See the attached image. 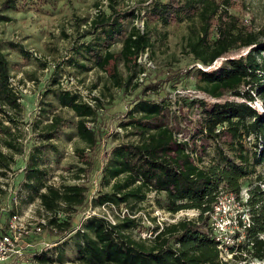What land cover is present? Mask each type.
I'll use <instances>...</instances> for the list:
<instances>
[{
    "label": "trees",
    "instance_id": "obj_1",
    "mask_svg": "<svg viewBox=\"0 0 264 264\" xmlns=\"http://www.w3.org/2000/svg\"><path fill=\"white\" fill-rule=\"evenodd\" d=\"M107 1L109 12L100 10L93 19L81 20L80 37L92 39L75 48L76 57L69 60L70 67L83 74L100 68L121 42L138 57L154 47L151 25L167 28L185 21L188 34L184 49L193 56L196 65L187 70L164 72L140 90V96H136L128 113L129 120L121 124L131 131L133 140L115 146L102 171V183L108 191L91 199L86 186H55L48 182L47 174L38 164L30 166L25 189L29 193V205L38 200L46 214L43 230L47 229L56 238L73 234L75 258L72 264H251L252 261L264 264V174L258 172L259 166L264 165V111L254 106L256 98L264 106V24L257 28L232 14L234 0H153L142 30L135 24L140 14L121 7L125 0ZM26 2L6 0L0 12V24L11 22L9 13L22 12ZM10 53L23 61L46 62L35 58L23 44L0 45V113L4 114L6 109H22L21 97L11 81L18 75L20 64L10 61ZM237 55L241 56L237 58ZM221 59H225L224 63L213 69ZM144 73L146 68L136 63L133 74L125 77L114 65L110 84L125 92L136 91L142 85L138 81L134 85V81L138 74ZM192 74L197 78L198 91L206 96L190 103L201 110L202 127L195 138L202 135L216 143L220 129L224 128L234 140L231 151L235 158L219 148L207 162L203 155L207 153L205 148H200L199 154L196 147L178 139L173 116L166 113L165 86L179 83ZM54 85L59 88L50 90L47 95L54 97L57 106L50 103L48 107H61L74 113L75 135L85 145L76 152L83 158L86 150L98 148V113L85 103L81 94L64 90L57 80ZM95 101L100 103L98 99ZM39 110L46 113L41 106ZM47 120L43 138L50 142L59 137L60 128L65 124L61 115H52ZM245 138L256 142L252 157L244 149ZM51 147L55 149L52 144ZM12 161L0 150L2 178H7L6 170L10 169ZM85 165L92 167V162ZM87 172L85 166L78 169L79 175ZM77 179H81L80 176ZM245 184L246 196L243 194ZM222 192L234 195L242 213L250 220L249 223L239 220L241 229L234 235L236 242L228 246L233 255L228 261L221 258L209 217ZM3 193L0 187V210ZM151 196L155 206L171 216L191 210L197 211L198 216L157 227L150 240L133 236V230L139 227L135 214L117 217L115 222L106 216L93 215L76 226L75 218L89 206H126L132 213L135 208L140 212L141 205ZM16 214L20 213L13 211L10 219ZM30 248L22 257H11L3 264H66L63 251L53 255Z\"/></svg>",
    "mask_w": 264,
    "mask_h": 264
},
{
    "label": "rangeland",
    "instance_id": "obj_2",
    "mask_svg": "<svg viewBox=\"0 0 264 264\" xmlns=\"http://www.w3.org/2000/svg\"><path fill=\"white\" fill-rule=\"evenodd\" d=\"M5 1L0 0V12L3 11ZM151 1L153 0L147 3H145L146 0H125L121 7L125 10H135L137 14H140L135 24L143 30L146 12ZM26 4V9L22 12L9 13L12 18L11 22L0 24V45L9 42L23 44L27 50L40 54L46 62L34 59L29 62L23 61L12 53L8 56L11 62L20 64L16 72L18 76L15 78L14 87L21 97L22 109L20 111L6 109V114L0 113V150L13 160L10 169L6 170L7 178L0 176V187L4 190L1 194L0 210V230L2 231L7 230L13 211L23 216L22 224L30 230L42 220L46 221V214L39 207L38 200H35L32 206L28 203L29 193L25 185L27 173L32 164H38V168L47 174L48 182L55 186L73 184L86 186L91 199L100 192L108 191L109 188L102 183V171L111 150L120 143L133 140L134 136L131 131L122 128L121 124L129 120L128 113L136 102V96H140V90L164 72L177 69L187 70L196 65L193 56L188 55L184 49L185 37L188 34V23L185 21L167 28L153 24L150 27L153 48L147 49L137 57L127 45L122 42L118 43L102 67L89 73H80L74 67H70L68 62L72 57H76V47L92 39V37L85 39L80 37L82 34L79 31L81 20L93 19L100 10L109 12L108 1L27 0ZM232 6V14L254 24L257 28L263 26L264 0H234ZM241 53L246 54L245 50ZM240 56L237 55V58ZM224 61L225 59L217 61L212 68H218ZM136 63L146 68L144 81H140V74L134 81V85L137 81L141 83L139 90L129 89L125 92L110 84L109 76L114 65H117L126 77L133 74ZM68 77H72L69 82L65 81ZM54 80L59 83L64 81L68 90L80 92L85 103H88L98 113L96 121V127L100 131L98 148L93 151L86 150L83 158L76 152L77 148H85V145L75 135L73 122L77 119L74 113L61 107L57 109L48 107L50 103L57 106L54 97L51 94L47 95L50 90L59 88L54 85ZM197 84V78L192 74L179 83H170L165 86L166 113L173 116L172 123L178 139L189 142L191 147L197 148L199 154L202 152L200 148H205L207 153L203 155H206L207 162L219 148L234 157L231 151V144L234 140L224 128L220 129L221 135L216 143L202 135L195 138V134H198L202 127L201 110L198 106L193 108L190 103L195 99L206 98L198 91ZM95 99L100 100V103ZM40 106L46 110V113L39 110ZM254 106L264 111L263 103L258 98ZM52 115H61L65 126L60 128L58 138L48 142L43 138L46 132L44 127L49 123L47 118L50 119ZM51 144L55 146V149L51 147ZM255 144L253 138L243 140L244 149L251 157L256 152ZM89 162H92V167L85 165ZM83 166L88 172L79 175L78 169ZM258 172L264 174V165L259 166ZM77 176L81 179H77ZM246 191L245 184L244 196H246ZM16 197L19 202L18 206L14 201ZM152 197L141 205L142 211L140 212L137 211L138 208H135L132 213L131 208L126 206L120 208L89 206L75 218L76 226L79 227L83 218L92 211L98 216H106L113 222L117 217L122 218L125 214H135L134 218L138 220L139 227L133 230V236L138 240H150L154 237L152 234L157 227L162 228L166 224L198 216V212L193 210L182 211L171 216L158 209ZM230 207L233 210L231 216H237L238 219L237 212L241 211L240 208L236 205ZM34 237L23 234L21 247L30 244L32 245L30 249L37 252H50L53 255L60 250L64 252L66 264H72L75 258V250L72 247L73 234L64 238H56L44 229L43 233ZM232 264L242 263L233 262ZM251 264L262 263L252 261Z\"/></svg>",
    "mask_w": 264,
    "mask_h": 264
},
{
    "label": "built area",
    "instance_id": "obj_3",
    "mask_svg": "<svg viewBox=\"0 0 264 264\" xmlns=\"http://www.w3.org/2000/svg\"><path fill=\"white\" fill-rule=\"evenodd\" d=\"M35 58L46 61L40 54L36 53L35 51H30ZM18 76V75H17ZM11 79L12 84L14 86L15 78ZM140 81L143 82L146 77V74H142L140 76ZM72 77L66 78L65 81H71ZM74 78V77H73ZM62 88L66 91L77 92L68 90L65 87V82H60ZM80 94V92H77ZM84 98V97H83ZM16 206H18L19 202L17 199H14ZM224 202H228L229 204L226 205ZM236 205L239 207L241 211H238V219L237 216H231L232 208L230 206ZM32 206V205H31ZM41 208V207H40ZM43 210V209H42ZM242 207L240 203L236 200L234 195L226 194L224 192L221 193L219 198V202L213 206L212 212L209 214L210 217V226L213 229L215 239L219 243V249L221 253V258L224 261H228L232 258V254L229 253L228 246L234 244L235 238L234 235L236 232L240 231L239 220L242 219L243 222L249 223V216L242 213ZM97 215L96 212L92 211L89 213L85 218ZM83 218V220L85 219ZM23 216L20 214L13 215L10 219V222L7 226V230H0V264L8 261L11 257L20 258L23 256L24 250L27 247L32 245L26 244L24 247H21V242L23 240V234L25 235H40L43 232V226L46 224L45 220H42L40 224H37L31 230L27 227H24L22 224Z\"/></svg>",
    "mask_w": 264,
    "mask_h": 264
}]
</instances>
